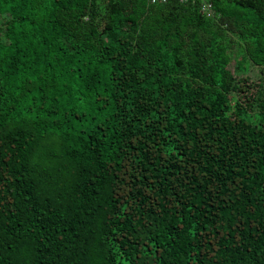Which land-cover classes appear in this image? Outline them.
<instances>
[{"label": "trees", "instance_id": "1", "mask_svg": "<svg viewBox=\"0 0 264 264\" xmlns=\"http://www.w3.org/2000/svg\"><path fill=\"white\" fill-rule=\"evenodd\" d=\"M0 264H264V0H0Z\"/></svg>", "mask_w": 264, "mask_h": 264}, {"label": "built area", "instance_id": "2", "mask_svg": "<svg viewBox=\"0 0 264 264\" xmlns=\"http://www.w3.org/2000/svg\"><path fill=\"white\" fill-rule=\"evenodd\" d=\"M150 1V3H152V4H155V5H157V4H166V3H168L170 0H149ZM181 2H189V1H191V0H180ZM202 6H203V10L204 11H206V12H210L211 14H212V12H213V7H212V4L211 3H208V2H206V1H204L203 2V4H202Z\"/></svg>", "mask_w": 264, "mask_h": 264}, {"label": "rangeland", "instance_id": "3", "mask_svg": "<svg viewBox=\"0 0 264 264\" xmlns=\"http://www.w3.org/2000/svg\"><path fill=\"white\" fill-rule=\"evenodd\" d=\"M252 75H253L254 79H257L259 77V68L255 67L253 69V74Z\"/></svg>", "mask_w": 264, "mask_h": 264}]
</instances>
